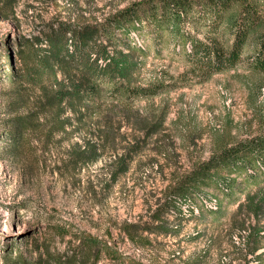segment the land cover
<instances>
[{
    "label": "rangeland",
    "instance_id": "rangeland-1",
    "mask_svg": "<svg viewBox=\"0 0 264 264\" xmlns=\"http://www.w3.org/2000/svg\"><path fill=\"white\" fill-rule=\"evenodd\" d=\"M134 1L141 0H21L16 20L0 16V63L6 62L7 52L16 61L19 38L39 29L43 21L68 16L67 5L73 3L75 11L102 18ZM260 2L264 7V0ZM203 24L190 21L186 30L203 40ZM129 40L144 50L142 76L167 86L151 103L135 106L140 111L164 108L163 129L127 158L128 171L117 179L111 177L114 151L123 153L131 141V128L119 112L113 115L107 149L81 171L58 167L69 141L43 148L36 140L27 143L16 158L4 155L0 146V264H62L81 233L104 239L144 264H185L188 260L264 264V182L243 187L230 197L210 188L208 197L189 203L196 208V216L183 219L177 232L158 235L146 230L167 187L208 160L224 143L264 133V74L250 67L253 46L248 45L236 68L206 75L188 62L176 40L166 33L161 36L148 24L133 29ZM190 48L188 41L185 49L190 52ZM18 86L0 78V123L10 117L6 104ZM25 112L20 108L17 113ZM79 138L76 134L73 141ZM217 201L223 202L225 215L216 222L205 206L213 207ZM255 203L261 206L258 214L251 211ZM165 216L171 225L175 223L174 214ZM127 223H137L150 235L151 243L131 242L124 230ZM76 251L80 256L82 249ZM260 253L263 257L258 259ZM97 264H110V260L103 255Z\"/></svg>",
    "mask_w": 264,
    "mask_h": 264
},
{
    "label": "trees",
    "instance_id": "trees-1",
    "mask_svg": "<svg viewBox=\"0 0 264 264\" xmlns=\"http://www.w3.org/2000/svg\"><path fill=\"white\" fill-rule=\"evenodd\" d=\"M20 2L0 0V16L16 20ZM65 12L68 16L60 14L43 21L39 29L19 38L16 61L7 52L6 62L0 63V78L20 84L6 104L5 113L10 117L0 123V146L10 158L19 156L27 143L36 140L43 148L69 141L67 155L58 167L81 171L97 162L107 149L113 115L119 112L131 128V141L123 153L114 151L111 177L117 179L126 173L127 158L140 152L167 119L164 108L140 111L135 107L142 101L151 103L167 91L160 81L142 76L144 50L129 40L131 31L144 24L176 40L188 62L206 75L236 68L249 44L253 46L250 67L264 74V7L260 0H141L102 18L77 12L72 3ZM194 20L204 21L203 40L186 30V24ZM188 41L190 52L185 49ZM20 108L26 112L18 114ZM76 134L80 138L73 141ZM263 182L264 133L224 143L208 160L167 187L146 230L158 235L177 232L183 219L189 214L196 216V208L189 203L208 197L210 188L230 197L243 187ZM247 197L251 203V195ZM222 204L217 201L213 207L205 206L216 222L225 215ZM260 210V204L251 207L255 214ZM169 213L174 214L172 225L165 216ZM124 230L136 245L151 243L150 235L137 223L125 224ZM76 239L79 243L63 257L62 264H97L103 255L110 264H144L92 234L81 233ZM76 248L82 249L80 256ZM257 257L261 259L263 253Z\"/></svg>",
    "mask_w": 264,
    "mask_h": 264
}]
</instances>
